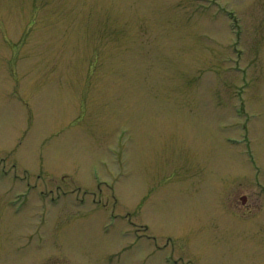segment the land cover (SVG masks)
<instances>
[{"label":"rangeland","instance_id":"rangeland-1","mask_svg":"<svg viewBox=\"0 0 264 264\" xmlns=\"http://www.w3.org/2000/svg\"><path fill=\"white\" fill-rule=\"evenodd\" d=\"M58 262L264 264V0H0V264Z\"/></svg>","mask_w":264,"mask_h":264},{"label":"flooded vegetation","instance_id":"flooded-vegetation-1","mask_svg":"<svg viewBox=\"0 0 264 264\" xmlns=\"http://www.w3.org/2000/svg\"><path fill=\"white\" fill-rule=\"evenodd\" d=\"M236 187V186H235ZM235 187L232 186V188H230L229 195H227V202L229 203L230 206V210L231 212H235L238 214V216H240L242 219L245 220L249 219L253 214V210L257 209L259 207V204H255L254 202H250L248 201L246 195H242V197H240L239 199H237V194L235 192ZM51 191H55L54 189H52ZM58 192V199H60L62 196H69L70 194H74L73 192L75 190L72 191H68V190H62L60 189V187H57ZM79 190L76 189V192H78ZM62 194V195H61ZM87 194H89V192H87ZM52 201H56V196H52ZM96 204H101L102 206H105L106 203H104L103 201H98V200H94ZM132 223V225L135 227L136 230V236L138 237L139 240H142L144 238H148L150 240H154L156 241V237L150 235L149 233H147L148 231V226H146L145 224L142 225L140 224L138 221L135 223L134 221H130ZM157 245V244H156ZM158 246V245H157ZM159 249L162 250V248L159 246ZM46 260H50V258H46ZM49 264V263H48ZM53 264H65L62 262H58V263H53ZM67 264V263H66Z\"/></svg>","mask_w":264,"mask_h":264}]
</instances>
